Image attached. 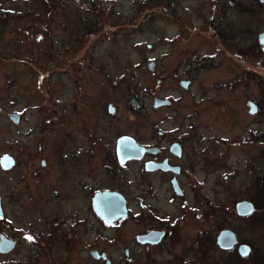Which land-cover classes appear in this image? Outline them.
<instances>
[{
	"label": "flooded vegetation",
	"instance_id": "obj_1",
	"mask_svg": "<svg viewBox=\"0 0 264 264\" xmlns=\"http://www.w3.org/2000/svg\"><path fill=\"white\" fill-rule=\"evenodd\" d=\"M16 1L28 0H0V129L5 133L0 137V241L4 244L0 247V264H68L71 251L77 249H86L97 263L111 264L106 250L92 244L87 246L83 236L89 224L92 236L101 240L103 229L115 230L125 220L132 223L130 243L124 249L127 264H154V256L161 248L170 251L163 264H231L230 255L234 253L238 254L237 264H264L262 173L253 174L262 192L239 198L234 203L240 230L221 227L215 232L214 202L201 199L200 195L197 198V188L205 186L204 179L197 181L198 174L214 171L218 160L210 153L220 145H259L253 157L255 161L262 159L264 0H197L202 21L195 27H188L192 34L200 35L209 50L198 55L187 47L192 54L186 57L193 61L192 65L185 72L175 74L181 92L174 98L160 97L169 99L170 104L158 106L170 107L173 101L180 102L188 93L192 111L186 124L191 130L169 137L166 130L157 128V135L151 136L150 132L144 141L122 131L107 146L95 134L100 129L102 114H113L116 108L110 102L105 104L102 81L90 87L91 83L96 84V76L101 78L100 70L90 69L89 77L84 79L86 82L80 85L79 110L67 103L59 111L53 103L48 108L33 103L32 90L26 105L19 108L7 105V56L1 49L6 44L7 32L11 39L31 41L38 47L49 25L48 18L44 20L43 17L51 16L49 7L53 6L52 0H39L43 6L39 10L12 9L4 5ZM74 1L93 13L102 10L110 15L120 0ZM159 1L166 6L165 0ZM97 2L105 4V8H95ZM235 12H239L241 18L247 14L255 19L250 24L240 19V39L233 42L231 29L235 22L229 21L228 14ZM8 23L12 24L9 30ZM216 53L224 60L221 77L218 73L213 77L209 72L220 63L213 59ZM17 62L28 67V76L48 77L51 74L50 67L37 56L20 58ZM65 63L69 64L68 58ZM33 71L40 73L37 75ZM106 96L111 95L107 92ZM109 105L113 108L111 111ZM38 108L51 113H45L44 122L39 120L28 126L23 136L21 128L29 119L28 113ZM72 121L75 131L77 128L78 132H83L82 138L72 136ZM214 123L238 128L239 135L234 138L203 136L200 128ZM8 133L11 136H6ZM123 136L145 147L142 157L119 160L116 144ZM221 150L218 156H226V149ZM135 162L139 163L143 181L142 194L138 195L130 188L127 177L129 166ZM104 174L108 177L105 183ZM104 190L119 192L126 203V215L110 224L104 222L94 206L96 194ZM189 191L193 193L192 200L188 197ZM164 199L175 205L174 210L161 206ZM240 200L251 202L253 209L238 214L235 205ZM220 206L226 208L223 203ZM136 223H142V228L135 230ZM222 229H231L237 236V242L229 249L220 248L216 243V236ZM140 235L145 237L139 238ZM26 242L35 246L34 251L20 254L19 249ZM176 246L178 250L172 252ZM215 248L223 253L222 261L208 258ZM91 251L103 252L106 258L96 259ZM186 255L189 257L184 259Z\"/></svg>",
	"mask_w": 264,
	"mask_h": 264
},
{
	"label": "rangeland",
	"instance_id": "obj_2",
	"mask_svg": "<svg viewBox=\"0 0 264 264\" xmlns=\"http://www.w3.org/2000/svg\"><path fill=\"white\" fill-rule=\"evenodd\" d=\"M158 1L120 0L115 4L113 12L107 15L102 10L93 13L74 0H52L53 6L49 7L51 16L43 17L44 20L46 18L49 20L48 29L45 28L49 32L45 30L43 33L45 39L43 42H41L42 39L38 42V47L31 41L28 44L20 42L19 39H11L7 32L6 44L1 48L5 50V56H7L8 80L5 97L7 105L18 108L26 105L30 99L29 91L32 90L33 103L46 108L53 103L57 111L67 103L79 110L80 85L83 86L86 82L84 79L89 77L90 69H97L101 71L102 76L101 78L96 76V84L91 83L90 87H96L102 81L105 104L110 102L116 108L113 114L109 112L102 114L100 129H97L95 134L101 138L100 141L104 146H107V143L122 131L135 134L144 141L150 132L151 136H156L157 128L166 130L169 137L191 130L186 124L191 119L189 112L192 111L191 97L188 93L184 94L180 102L173 101L170 107H153L152 103L154 96L174 98L181 92L175 74L185 72L192 65L193 61H189L190 58L186 57L192 54L191 50L198 55L209 50L206 48L207 45L202 43L200 35L192 34L188 27V25L195 27L202 21L198 12L199 1L165 0L166 6L160 5ZM4 5L12 9L39 10L43 8L39 0L6 2ZM94 6L98 9L105 8V4L99 2ZM228 18L230 22H235L231 29L233 42L240 39L238 31L240 19L247 24L255 19L247 14L241 18L239 12L228 14ZM11 25L8 23L7 30ZM178 33H180L179 38ZM33 56L41 58L42 63L50 67V76L38 75L37 73H40L38 71L32 72L38 76H28V67L24 63L17 62L20 58ZM213 57L220 63L215 66V70L209 71L213 73L210 75L215 77V73H218L220 75L217 76L221 77L224 72L222 63L224 60L217 53ZM14 58L17 60H13ZM66 58L69 64L65 63ZM150 61L154 62L151 70L147 67ZM12 72L16 73V76ZM107 92L111 96L107 97ZM45 113L51 112L40 108L32 109L28 113L27 123L21 128L22 135L24 136L26 128L32 123L39 120L44 122L42 117ZM70 115L73 117L74 114ZM73 124H75L74 121L70 126L72 136L82 138L83 132H78L77 128L76 132V126ZM262 124L264 132V123ZM200 131L205 137L225 135L231 138L237 137L240 132L238 128L220 126L218 123L207 128L202 127ZM4 134V130L0 129V137ZM6 136L11 134L8 133ZM87 137L88 141L85 140V143L88 148L89 135ZM258 146L255 144L230 147L220 145L210 153L218 160L214 164V171L212 173L198 172L199 180L197 181L204 179L205 186L197 188V198L200 195L201 199H208L210 203L214 202L215 232L221 227L240 230V220L235 216L234 203L239 198L262 192L257 186L259 180L254 179L253 176L255 172L262 173L264 182V142L261 143V161H255L253 157V154L258 152ZM221 149H226V156H218V153L223 151ZM197 169L200 170V167L198 166ZM127 177L133 192L137 195L142 194L143 181L138 162L129 166ZM107 178L104 174V183ZM188 197L192 200L191 191ZM221 203L224 204L225 209H221ZM161 204L166 210H174L175 205L168 204L166 199L162 200ZM130 226H132L131 221L125 220L115 230L103 229L100 240L98 236H92L91 226L87 224V233L83 239L85 238L87 246L92 244L105 249L111 264H127L124 249L125 245L130 243L132 233ZM133 227L139 230L142 228V223H136ZM199 227H201L200 224ZM34 248L31 242H26L21 245L19 253L25 255L34 251ZM175 250H178V246L172 252ZM169 254L170 251L161 248L154 256V260L156 259L154 264H163ZM188 255L184 256V259L189 257ZM212 257L219 261L224 258L223 253L217 248L208 256L209 259ZM143 260L144 258L141 257L142 262ZM68 264L105 263L95 262L86 249H77V251H71Z\"/></svg>",
	"mask_w": 264,
	"mask_h": 264
},
{
	"label": "water",
	"instance_id": "obj_3",
	"mask_svg": "<svg viewBox=\"0 0 264 264\" xmlns=\"http://www.w3.org/2000/svg\"><path fill=\"white\" fill-rule=\"evenodd\" d=\"M154 62L148 63V69H152ZM183 84V83H182ZM170 100L167 98H160L155 96L153 98V107L161 105H169ZM110 111L113 109L111 105ZM145 147L138 144L133 138L129 136L119 137L116 144V152L120 161L130 158H140L145 152ZM161 166L163 164H160ZM94 206L99 215L103 218L104 222L110 224L111 222L124 217L127 213L125 199L117 191H102L98 192L94 198ZM236 212L238 214L249 213L253 209L251 202L246 200H240L236 203ZM161 233V232H160ZM145 237L143 235L138 236ZM237 242V236L231 229H222L216 236V243L220 248L229 249ZM4 244L0 241V247ZM240 250V246L238 247ZM91 255L96 258H106L105 253H98L97 251H91ZM107 263L109 261L107 260Z\"/></svg>",
	"mask_w": 264,
	"mask_h": 264
},
{
	"label": "trees",
	"instance_id": "obj_4",
	"mask_svg": "<svg viewBox=\"0 0 264 264\" xmlns=\"http://www.w3.org/2000/svg\"><path fill=\"white\" fill-rule=\"evenodd\" d=\"M231 258V264H237L238 263V254L234 253L230 255Z\"/></svg>",
	"mask_w": 264,
	"mask_h": 264
},
{
	"label": "snow or ice",
	"instance_id": "obj_5",
	"mask_svg": "<svg viewBox=\"0 0 264 264\" xmlns=\"http://www.w3.org/2000/svg\"><path fill=\"white\" fill-rule=\"evenodd\" d=\"M28 239H31V237H27Z\"/></svg>",
	"mask_w": 264,
	"mask_h": 264
}]
</instances>
